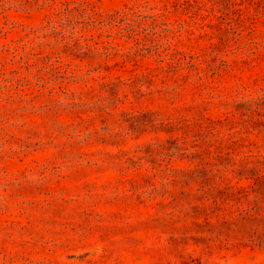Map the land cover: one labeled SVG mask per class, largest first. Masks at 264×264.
Segmentation results:
<instances>
[{
  "label": "rangeland",
  "instance_id": "374dc122",
  "mask_svg": "<svg viewBox=\"0 0 264 264\" xmlns=\"http://www.w3.org/2000/svg\"><path fill=\"white\" fill-rule=\"evenodd\" d=\"M0 264H264V0H0Z\"/></svg>",
  "mask_w": 264,
  "mask_h": 264
}]
</instances>
